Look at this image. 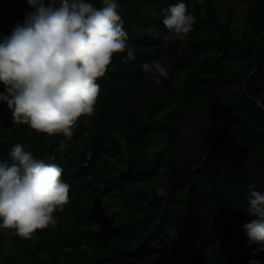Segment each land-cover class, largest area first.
Here are the masks:
<instances>
[{"label": "trees", "instance_id": "1", "mask_svg": "<svg viewBox=\"0 0 264 264\" xmlns=\"http://www.w3.org/2000/svg\"><path fill=\"white\" fill-rule=\"evenodd\" d=\"M218 1L116 0L135 59L113 55L94 113L77 119L71 137L14 124L0 101V161L11 163L20 143L62 168L69 185L55 225L29 239L0 230V264H264L243 230L257 218L247 211L248 185L264 193V108L248 99L264 106V65L241 88L264 60V0H237L247 6L241 26L220 17ZM179 2L193 28L165 42L164 10ZM27 11L26 0H0V40ZM153 60L168 67L160 85L142 68Z\"/></svg>", "mask_w": 264, "mask_h": 264}, {"label": "clouds", "instance_id": "2", "mask_svg": "<svg viewBox=\"0 0 264 264\" xmlns=\"http://www.w3.org/2000/svg\"><path fill=\"white\" fill-rule=\"evenodd\" d=\"M23 23L0 40V101L12 111L14 124H27L48 136H72L79 117L91 116L100 94L97 80L104 76L115 53L127 63L135 59L116 0H103L97 8L85 0H26ZM163 19L169 30L165 42L183 41L194 17L185 3L169 6ZM157 85L168 77L159 60L142 65ZM8 160L0 161V227L14 229L29 239L38 229L55 225L53 213L68 202L69 185L63 169L37 160L20 143L11 146ZM248 214L257 217L243 225L248 244L264 251V193L248 185ZM250 264H260L253 259Z\"/></svg>", "mask_w": 264, "mask_h": 264}, {"label": "rangeland", "instance_id": "3", "mask_svg": "<svg viewBox=\"0 0 264 264\" xmlns=\"http://www.w3.org/2000/svg\"><path fill=\"white\" fill-rule=\"evenodd\" d=\"M219 15L224 20L231 17L233 26H241L244 21V15L247 11V6L238 2L237 0H219L218 1ZM108 201L105 202V204ZM113 206V203H110ZM2 231H7L6 228H1Z\"/></svg>", "mask_w": 264, "mask_h": 264}, {"label": "water", "instance_id": "4", "mask_svg": "<svg viewBox=\"0 0 264 264\" xmlns=\"http://www.w3.org/2000/svg\"><path fill=\"white\" fill-rule=\"evenodd\" d=\"M262 65H264V60H262V61H261V62H260V63H259V64H258L253 70H252V71H250L249 74L246 76V78L243 80L241 88H242V91H243L244 94H245V84H246L247 79L249 78V76H250L253 72H255V71H256L259 67H261ZM248 99H249L251 102L256 103V104L259 105L260 107L264 108V106H262V104H261L260 101H254V100H252V99H250V98H248ZM234 116H237V115H232V116H230V117L228 118V120L226 121L225 125L223 126V128H222V130H221L219 136L217 137V139H216L215 142L213 143L211 149H210V150L207 152V154L204 156L201 165L206 161V159H207V157L209 156L211 150H212L213 147L217 144V142L219 141L220 137L223 135V132H224V130L226 129V127H227L229 121H230L231 118L234 117ZM249 126L252 127L250 124H249ZM62 144H63V143H62ZM91 145H92V143H90V146H89V148H88V151L91 150ZM201 165H200V166H201ZM86 166H87V163L84 165V167H86ZM198 168H199V167L192 168V169H190V170H188V171L180 172V173L175 177V179H174V181H173V183H172L171 189H173V187H174V185H175V182H176V180H177L178 177L182 176L183 174H186V173H189V172H193V171H195V170L198 169ZM127 170H128V168L126 169V171H127ZM124 173H125V172H124ZM120 174H122V173H120ZM105 183H106V182H104V185H105ZM171 189H170V190H171ZM109 190H111V189H109ZM111 191H112V190H111ZM114 192L116 193V191H114ZM158 196H159V195H158ZM164 196L166 197V196H167V193H166ZM148 203H149V201H148Z\"/></svg>", "mask_w": 264, "mask_h": 264}]
</instances>
